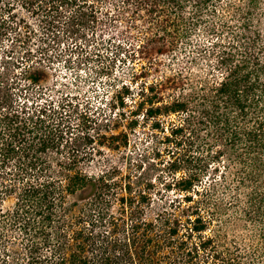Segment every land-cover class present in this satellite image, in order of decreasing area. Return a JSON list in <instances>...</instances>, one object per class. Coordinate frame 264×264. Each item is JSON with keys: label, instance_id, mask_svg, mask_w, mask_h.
<instances>
[{"label": "trees", "instance_id": "obj_1", "mask_svg": "<svg viewBox=\"0 0 264 264\" xmlns=\"http://www.w3.org/2000/svg\"><path fill=\"white\" fill-rule=\"evenodd\" d=\"M18 3L37 4L41 36L20 102L0 97V264H264V0ZM14 5L0 0V43ZM108 30L145 64L111 108L129 102L128 128L141 119L174 148L159 197L118 167L80 164L89 154L64 138L65 104L37 101L60 33ZM165 60L169 73L149 81ZM124 116L108 120L104 147L127 146Z\"/></svg>", "mask_w": 264, "mask_h": 264}, {"label": "rangeland", "instance_id": "obj_2", "mask_svg": "<svg viewBox=\"0 0 264 264\" xmlns=\"http://www.w3.org/2000/svg\"><path fill=\"white\" fill-rule=\"evenodd\" d=\"M4 1L15 4L12 11H4V16L15 13L12 25L16 30H9L0 43V97L10 95L19 103L18 95L26 84L20 73L25 64H31L27 59L28 53L36 56V45L40 42V26L35 22L36 17L29 13L37 4L32 7L18 3L21 0ZM26 26L32 27L28 36L25 34ZM78 36L67 37L60 33L58 43L50 51L48 49L49 55L57 54L59 58L41 66L44 75L40 89L43 93L37 99L38 103L48 99L53 106L61 102L65 104L64 138L79 154H89L86 159L79 160L80 164H88L95 173L98 167H118L131 181L139 179L141 183H150V192L159 197V191H163L164 185L172 178L167 161L168 150L174 148L167 143L161 131H154L141 119L133 130L128 128V108L132 106L129 102L127 107L111 108L115 96L122 93L123 85L133 93L138 91L143 82L137 75L145 64L137 61L136 56L134 59L129 56L130 39L115 31L96 33L93 37L90 32L88 36ZM39 56L44 57L42 53ZM164 63L158 72H155V67L151 68L154 71L148 77L149 81L169 73L170 62L165 60ZM119 113L125 116L116 131L126 132L128 143L123 149L113 150L101 144L104 141L102 135L107 136L112 128L108 120L117 118ZM168 196L172 197L174 193L170 192Z\"/></svg>", "mask_w": 264, "mask_h": 264}]
</instances>
